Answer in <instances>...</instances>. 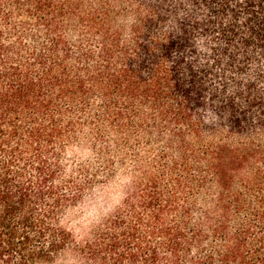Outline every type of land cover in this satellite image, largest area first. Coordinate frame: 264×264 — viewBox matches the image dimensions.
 Masks as SVG:
<instances>
[{
  "label": "trees",
  "instance_id": "16d2710c",
  "mask_svg": "<svg viewBox=\"0 0 264 264\" xmlns=\"http://www.w3.org/2000/svg\"><path fill=\"white\" fill-rule=\"evenodd\" d=\"M82 145L130 174L89 251L61 223ZM70 249L264 264V0H0V257Z\"/></svg>",
  "mask_w": 264,
  "mask_h": 264
},
{
  "label": "rangeland",
  "instance_id": "374dc122",
  "mask_svg": "<svg viewBox=\"0 0 264 264\" xmlns=\"http://www.w3.org/2000/svg\"><path fill=\"white\" fill-rule=\"evenodd\" d=\"M99 150L84 145L71 149L68 155L73 164L81 165L89 173L99 176L93 179L91 187L86 191L84 198L71 207L61 217V223L70 231L83 251H89L95 243V229L104 219L109 217L122 202L129 182L130 174H118L112 181L102 183L105 179V160L101 159ZM130 167L131 159H127ZM70 163V162H69ZM120 168L119 162L114 161L113 166ZM70 166V164H68ZM120 170V169H119ZM88 175L83 178L87 179ZM98 180V181H97ZM32 246H28L30 249ZM91 247V248H90ZM0 264H19L17 258L7 260L0 257ZM24 264H32L25 262ZM38 264H95V259L90 255L76 252L72 249L63 253L54 261L40 262Z\"/></svg>",
  "mask_w": 264,
  "mask_h": 264
}]
</instances>
